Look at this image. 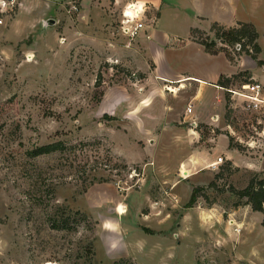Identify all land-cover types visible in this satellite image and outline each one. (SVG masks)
Masks as SVG:
<instances>
[{"label":"rangeland","instance_id":"obj_1","mask_svg":"<svg viewBox=\"0 0 264 264\" xmlns=\"http://www.w3.org/2000/svg\"><path fill=\"white\" fill-rule=\"evenodd\" d=\"M23 1L12 16L0 13V264H253L254 259L264 264L262 235H252V239H242L240 243L195 213L190 214L184 230L178 233L185 208L180 197L178 203L175 200L173 205H161L170 215L167 239L151 235L144 228L147 208L137 219V207L145 204L151 183L150 193L160 201L173 198L166 193L172 192V182L176 180L181 181L175 190L179 194L201 188L194 206L217 211L221 207L228 220V211L238 208L235 204L246 206L245 200L240 201L231 190L245 189L253 177L264 179V107L255 113L247 111L241 100L233 99L222 88H213L218 98L203 94V101L215 106L204 110L205 116L223 108L220 117L215 118V126L198 123L197 146L214 157L225 152L228 139L237 152L234 160L221 156L223 163L218 169L199 170L197 180L187 183L191 179L187 171H183L184 176L177 172L188 151L180 144L183 135L169 124L187 109V93L197 87V80H185L188 89L180 93V84L165 87L147 76L168 75L175 69L181 75L212 80L218 73L237 72L226 88L239 90L252 82L264 87V79L260 80V76L264 77V0H233L234 10L229 14L221 0H163L164 6L162 0L157 4L154 0H121L117 9L112 0L107 10L109 18L106 16L104 21L102 16L86 19L81 2L73 0L61 3L52 13L49 19L56 24L48 29L43 28L47 4L37 0L21 15L18 25L7 31ZM136 2L151 20L147 27L154 26L156 17L162 14L159 29L187 38L191 27L198 28L203 31L194 29L190 40L215 43L214 50H225V55H209L197 44H176L168 49L165 58L153 52L152 44L144 43L139 49L136 40L129 41L119 32L122 12L127 4ZM218 20L244 21L255 26L261 53L256 55L248 39L245 44L257 60L238 45H228L217 38L216 30L210 27ZM123 48L141 51L131 58L138 66L121 55ZM149 52L156 55L155 61ZM149 60L156 65L152 72ZM251 71L258 75L256 79ZM158 87L167 96L156 93L154 105L142 117L145 129H155L147 114L155 116L162 140L140 149L130 140L148 135L133 123L121 126L122 121L117 123V118L105 113L125 114L128 107L122 105L124 101L112 94L102 104L100 101L106 91L121 89L134 95L128 103L136 105ZM197 104L193 102L192 109ZM136 116L137 112L129 114L125 121L133 120L138 125ZM59 141L69 148L67 152L29 156L32 150ZM149 158L155 160L157 168H164L162 174L155 176L150 167L142 191L128 193L123 200L127 191L141 187L143 169L129 166L124 170L114 165L125 164L122 159L135 162ZM117 200L130 209L124 218L117 214L125 213L122 206L116 209ZM76 212L83 218H76ZM54 222L65 228H53ZM124 224L130 227L127 239L119 230ZM240 255L244 256L242 260L238 259Z\"/></svg>","mask_w":264,"mask_h":264},{"label":"crops","instance_id":"obj_2","mask_svg":"<svg viewBox=\"0 0 264 264\" xmlns=\"http://www.w3.org/2000/svg\"><path fill=\"white\" fill-rule=\"evenodd\" d=\"M47 4V12L45 13V17H44V21H43V28L44 29H48V27L44 26V23L49 21V17L52 15V13H54L56 11V9L59 8V6H61V3H72L73 0H44ZM81 3V7L83 10V13L85 15L86 19H90L99 16L101 18V16L103 17L102 20L104 21V19L109 18L108 16V12L110 9V4L112 0H79ZM121 0H115L114 3V9L118 8V5L120 3ZM207 0H202V2H206ZM223 2V9L226 12V14H229L231 11L234 10V1L233 0H221ZM155 4H157V0L153 1ZM38 3L37 0H24L21 4L20 10L18 12V14L16 15V18L10 23V27L7 29V31L9 30H13L18 23L20 22V18L21 15L24 12H27L28 10H30L32 7H34L36 4ZM162 4L164 6V2L162 0ZM117 7V8H116ZM56 13V12H55ZM197 18L199 20H201L202 22H206L207 18L203 17V16H197ZM157 21L155 23L154 26H149L147 27V29L137 38L136 40V44L135 46L138 47L139 49L142 50V47L144 46V43L146 44H152L151 48L153 49V52L155 53V51H158L159 55H161L160 58H165V53L168 52V49L174 47L176 44H180V45H187V44H197L199 46H201L204 51L209 54L206 49L204 48V46L191 41L190 37H191V33L194 29H198V28H194L191 27L189 30V35L187 36V38H181L176 36L174 33H170L168 32L169 29H159L157 27V24L159 23V21H161L162 19V14L158 17H156ZM238 22H244V21H213L211 23V27L210 29L212 30V26L213 24L217 23L220 26L224 27V28H231V27H235L237 25ZM245 23H249V22H245ZM252 24V23H250ZM52 27V26H50ZM200 30V29H198ZM203 31V30H200ZM210 31V30H209ZM131 46V45H130ZM129 46V47H130ZM128 49V48H127ZM150 49V46H149ZM141 51H133V50H126L125 48L122 49V51H120L122 56H126L125 59H127L128 62H131L133 64H136L138 66V64L131 60L132 58V54L135 53H140ZM151 52V49H150ZM149 57L151 59H154V61L156 60V55H150ZM152 54V53H151ZM219 54H224L223 52H220ZM218 54V55H219ZM211 55V54H209ZM225 55V54H224ZM215 56V55H212ZM167 59V57H166ZM260 60H263L260 58ZM153 60H149L148 61V69H150V63H152L153 65V69L151 70L154 71L156 65L154 64ZM150 62V63H149ZM235 65V64H234ZM264 68V67H263ZM172 69V68H171ZM239 70H242V67H240ZM252 72V71H251ZM181 72L175 69H172L168 75H147L148 78L150 76H153V78L155 79L156 83H158V85H163V86H169V84H180V93L183 90H187L188 88H185V80L189 79V78H194L197 81L195 82L197 84V87L195 89H191L189 91V93H187L188 96V103H187V109H184L181 114L176 118L171 120L172 122H170L169 127L171 128H176L178 129V131L181 133V135H183V137L180 139V144L182 146H185V148L188 151V155L186 157L185 160L181 161L178 167V172L177 174L179 176H184L183 171H187V173L189 176L187 177L188 179H190V181H186L187 179H183L185 180L187 183H191L195 180H197L196 176L198 174L199 170L205 171L207 170V168H211L210 165L217 162L218 158L221 156H225L227 160L231 161L234 160L233 158V154H235L237 151L233 148L230 147L229 144V140L227 139V136H223L227 139V147L225 152H220L218 153V155L213 157V154H211V152L202 149L201 146H197V142H198V133L196 128L189 126L190 122L195 120L197 123H201V124H207V125H213L215 126L216 123V117H220V113H221V109L223 108H219L218 112H211L209 113V115H206L203 113L204 110L208 111V108L214 107L213 109H215V106L210 105L209 103H207V101H203V94H207L211 99L218 98V95L216 94V89L213 88H217L218 90H222L221 86H219V81L220 79H222V81L224 82V80L226 81V79H230L232 78L233 75H235L236 73H218L214 76V78L212 80H208L207 77L204 76H200V77H191V76H187V75H181ZM253 74V78L256 79L257 78V74H255L254 72H252ZM264 77L260 76V80H263ZM210 88V89H209ZM118 91V92H116ZM171 92V91H169ZM156 93L160 94L163 93L165 96H167L168 93H166V91H164V89L162 88H156L155 90H153L148 96H145L142 100H140L138 103L139 104H130L128 103V101L133 100L134 95L131 94L129 91L123 92V90H115V91H106L102 100L100 101V104H102V102H104L110 94H112L115 98H117L118 100L124 101L122 103V105H127L128 109L127 111L124 112L122 111V114L120 115H114L112 112L110 111H106V114H109V116L117 118L116 122L120 123V121H122L123 123L121 124V126L123 127H129L131 126V124L133 123L135 125V127L137 126V129L140 128L141 131L145 132L148 136L145 139H140V138H134L131 139V143H133L134 145H137L140 149H146L147 146H152V145H157L161 142V136H162V131L159 129V126H156V124L158 123V121L155 118V116L147 114V116L151 119H148L149 121H152L153 127H155V129H151L149 127H147V129H145V125H144V117H142V115H146L145 112L149 111L151 106L154 105V99L156 97ZM173 92L169 93L172 94ZM217 95V96H216ZM218 101H222L221 99H219ZM224 101V100H223ZM126 102V103H125ZM198 103L196 105L195 108H193V112L191 114H189L187 112L188 108L190 106H193L192 103ZM147 104V105H146ZM223 105V104H222ZM224 106V105H223ZM137 112V116L135 117V119H137L138 125L135 124V121L131 120V122H126V118H129V114H134ZM149 113V112H148ZM153 118V120H152ZM146 120V121H148ZM189 124V125H188ZM140 125V126H139ZM168 126H165V128ZM220 141V139H219ZM215 148H213V150H215ZM212 150V151H213ZM223 158V157H222ZM125 164H127L128 166H139L143 169V179H142V185L138 190H129L127 191L126 195L123 197V200H125L128 196V193H131L133 191L140 193L142 191V189L144 188L145 184L143 182H145L146 178H147V171L150 167H152L153 173L155 176L159 175V173L162 174V170H164V168H157L156 164H155V160L154 159H147V160H143V161H135V162H127L126 160L122 159ZM234 164H236L234 162ZM195 172V173H194ZM160 176V175H159ZM180 180H176L173 183L172 186V192L171 193H166V195H170L173 198H169V200L167 199H163L162 201H160L158 198H156L155 195H152V192L150 193V186L152 185L151 183L148 188H147V198H146V202L143 205H138L137 207V213H139V216L137 219H141V215H143L142 211L144 210V208L148 209V212L146 214L145 217V221L147 223V227H144L145 229H147L148 233H150L151 235H154L156 237H161L162 239H167L166 235L167 232H169L170 227H171V223L169 224V219H170V215L165 213V210L163 209V207H161V205H165L166 203L169 204H175L174 201L176 203H178V198L180 197V199H182V205L185 207L184 211L182 212V214L180 215V219H179V227H178V233L183 229L184 230V225L185 222L187 220V218L190 216V214L195 213L198 214L199 217L202 219V221H204L205 223H207L209 226H218L219 229L223 230V232H227V237L230 238H235L236 240H238V242H242V239L246 240V238L252 239V235H262L264 236V229H262V222H263V215L259 212H254L252 211L250 206H245V208H233L232 210H230V212L228 211V220H225V211L223 210V208L220 207V211H217L215 208H205L203 206L201 207H196L193 206L191 208L186 207V204L190 201L191 199V195L193 193L194 190H192V188H190V190L188 189L186 194H179L176 193L175 190L177 188V186L180 184ZM194 183V182H193ZM144 184V185H143ZM182 195V197L180 196ZM169 196V197H170ZM126 201V200H125ZM166 202V203H165ZM116 209L118 206H122L125 210V213L123 214H119L117 213L116 209V213L118 214V216H121V218H124L125 216H127L129 214V207L128 205L124 204V202H121L119 200H117L116 202ZM216 211V212H215ZM227 212V211H226ZM259 214H261L262 216L260 217ZM120 218V219H121ZM229 220H233L234 221V226L229 224ZM130 225L128 222H125V224ZM124 224V226L120 227L119 230L121 231V235L123 239H127V234H128V230L130 229V227H126ZM132 226H134L132 224ZM235 227H239L242 231L241 233H237L235 231ZM217 229V228H216ZM179 236V235H178ZM216 238V237H215ZM238 257V256H237ZM244 256L240 255L238 257V259H243ZM259 259H262L261 256ZM253 264H260L259 262H257L255 259L253 260Z\"/></svg>","mask_w":264,"mask_h":264},{"label":"trees","instance_id":"obj_3","mask_svg":"<svg viewBox=\"0 0 264 264\" xmlns=\"http://www.w3.org/2000/svg\"><path fill=\"white\" fill-rule=\"evenodd\" d=\"M213 30H216V36L219 39H222L226 44L228 45H239L241 50L247 52V54L253 59L257 60V56L251 55L250 51L246 50L247 44H245V39L249 40L250 44H253V48L257 54L261 53V48L256 43L257 39L259 38L258 32L253 24L245 23V22H238L235 27L231 28H224L220 26L219 24L215 23L212 26ZM206 49V51L211 55H218L220 51H215L214 48L216 47L215 43L206 44V43H198ZM225 50H221V52H224ZM259 65H263L262 61H258ZM231 82L230 79H226L225 83H223L222 79L219 81V86L226 88L227 84ZM230 146L233 147V145L230 143ZM69 148L61 141L49 143L46 145H43L41 147H38L31 152H29V156L31 158H38L45 155H51L57 152H67ZM231 165V164H230ZM115 168H122L124 170H128L129 166L127 164H119L116 163L114 165ZM135 171H138L135 169ZM201 188H195L191 199L188 203V208H191L195 205L198 197V192H200ZM231 192L237 196V198L241 200H245L244 205L250 206L252 211L259 212L263 215V222L262 226L264 227V179H258L253 177L248 186L243 190H237L232 189ZM236 207H239L240 204H235ZM74 216L82 217V215L78 212L74 214ZM83 218V217H82ZM53 228L55 229H64L65 226H61V223L54 222L52 223Z\"/></svg>","mask_w":264,"mask_h":264},{"label":"built area","instance_id":"obj_4","mask_svg":"<svg viewBox=\"0 0 264 264\" xmlns=\"http://www.w3.org/2000/svg\"><path fill=\"white\" fill-rule=\"evenodd\" d=\"M21 0H0V13L2 16H12L18 10ZM147 12H145L142 5L139 2L129 3L122 12V18L120 21L119 32L129 41L137 39L148 26ZM3 24V20L0 19V25ZM240 48V46L238 45ZM222 89L232 94V98L235 100H241L244 109L250 112H259L264 107V87L259 82L246 83L241 86L239 90H232L228 88ZM189 114L193 112L190 106L187 110ZM191 127L198 128L199 124L193 120L190 123ZM223 163V158L219 157L217 162L210 165L213 169H218L219 165ZM229 224L234 226V221L229 220ZM237 233H241L239 227H235Z\"/></svg>","mask_w":264,"mask_h":264},{"label":"water","instance_id":"obj_5","mask_svg":"<svg viewBox=\"0 0 264 264\" xmlns=\"http://www.w3.org/2000/svg\"><path fill=\"white\" fill-rule=\"evenodd\" d=\"M56 24V21L55 20H49L45 23V26L48 27V26H54Z\"/></svg>","mask_w":264,"mask_h":264},{"label":"bare ground","instance_id":"obj_6","mask_svg":"<svg viewBox=\"0 0 264 264\" xmlns=\"http://www.w3.org/2000/svg\"><path fill=\"white\" fill-rule=\"evenodd\" d=\"M121 211V209H119ZM122 212V211H121Z\"/></svg>","mask_w":264,"mask_h":264}]
</instances>
